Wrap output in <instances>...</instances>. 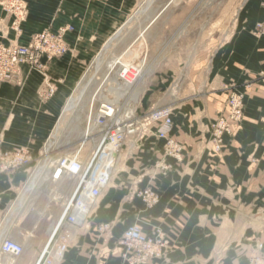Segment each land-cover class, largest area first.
Listing matches in <instances>:
<instances>
[{"label": "crops", "instance_id": "0c3cea01", "mask_svg": "<svg viewBox=\"0 0 264 264\" xmlns=\"http://www.w3.org/2000/svg\"><path fill=\"white\" fill-rule=\"evenodd\" d=\"M37 2L50 26L72 28L66 33L68 43L95 45L94 51L128 23L135 6L132 0ZM152 6L146 5L144 12ZM168 7H156L141 29L147 36L144 60L196 62L182 82L178 70L174 74L143 69L134 91L141 111L148 110L147 102L155 94L160 105L171 106V135L182 146L181 158L164 156V141L153 133L128 137L116 153L108 185L86 227L70 229L64 257L53 264H122L118 239L131 223L146 233L162 229L171 239L165 258L147 264H248L258 242L264 255V34L253 30L264 18V0H242L228 35L222 40L208 34L191 53L183 48L189 20L180 21L158 40L148 37L159 25L168 28L159 20ZM138 35L126 48L139 40ZM197 42L195 38L192 47ZM157 43L162 47L153 51ZM76 57L87 61L82 76L94 55ZM55 65L61 67L62 59L52 60L48 67ZM148 75L158 77L155 87ZM42 84L41 74L25 66L14 79L0 83V146L22 148L32 157L27 164L0 168V240L11 238L23 247L19 255L0 252V264H35L76 184L75 177L66 174L53 180L46 163L39 165L36 179L27 180L46 139L58 140L52 133L56 99L73 89L72 81L64 78L55 98L41 102ZM233 89L242 94L243 115L215 151L210 123L228 113L227 98ZM89 140L82 141L84 156L98 138ZM72 151L52 150L48 156L56 160ZM106 221L113 222L108 235L98 229Z\"/></svg>", "mask_w": 264, "mask_h": 264}, {"label": "built area", "instance_id": "2783aa9c", "mask_svg": "<svg viewBox=\"0 0 264 264\" xmlns=\"http://www.w3.org/2000/svg\"><path fill=\"white\" fill-rule=\"evenodd\" d=\"M256 27L264 30V21L256 23ZM65 28L54 33H45L35 37L28 45L7 47L0 51L4 62L0 68V82L11 81L17 74L18 66L26 63L36 65L39 53L51 58L66 51L63 35ZM124 61V60H123ZM117 63V80L127 83L130 88L137 82L141 74V66ZM116 66V65H115ZM133 82V83H132ZM132 83V84H131ZM57 90L55 84L46 83L41 94L44 98L51 97ZM135 101L129 97H112L100 103L92 117L87 120L85 137L98 138L94 149L82 157V142L77 150L66 153L59 158L51 159L48 149L43 148L38 162L30 172L27 180H34L40 174L39 165L47 164L51 168L53 180L66 174L75 177L76 184L61 209V213L44 244L35 264H53L64 257L67 250L69 231L74 228L86 227L89 217L96 205L97 199L107 187L111 169L118 150L131 135L143 138L153 133L164 141V156L181 158L182 146L171 135L173 121L172 108L169 105L160 106L152 111L136 113L125 108L135 106ZM228 113L217 115L210 123V139L215 151H219L225 134L231 133L232 123L239 122L243 115L242 94L233 89L227 98ZM95 129L94 133H92ZM32 160L31 154L22 149L5 150L0 146V168L12 169ZM145 193L150 196L151 192ZM113 227L112 221L101 222L98 229L107 235ZM170 237L159 228L146 233L137 223L126 227L118 244L121 247L122 264H147L153 259L165 258ZM263 244L258 242L249 254L248 264H264L261 253ZM23 250L20 243L11 238L0 240V252L5 255H19Z\"/></svg>", "mask_w": 264, "mask_h": 264}, {"label": "rangeland", "instance_id": "374dc122", "mask_svg": "<svg viewBox=\"0 0 264 264\" xmlns=\"http://www.w3.org/2000/svg\"><path fill=\"white\" fill-rule=\"evenodd\" d=\"M38 0H0V51L7 47H18L28 45L35 37H39L45 33H54L60 28H65L63 35L66 43V51L60 55L48 58L44 52L39 53L38 62L32 66L26 63L20 64L18 70L22 67H28L38 71L42 76V86L39 90L41 102H47L57 95L60 85L64 78L72 81L73 89L69 94L61 99H56V114L55 123L52 128V133H55L58 140L47 138L43 147L49 151H61L63 149L77 150L82 141L89 140L84 133L86 131L87 120L92 117L98 108L99 104L106 99L112 97L120 98L125 97L135 99V106L125 108L136 113L152 111L160 106V102L156 99L155 95H151L152 99L147 102L146 111L139 110V97L135 94L136 83L130 88L129 84H122L116 80L117 76V63L125 64L130 63L135 66H141L142 76L143 69L145 71L162 72L170 71L175 74L178 70L182 73L181 82L184 75L192 67L196 61L193 59H183L177 61L173 58L168 59H146L144 55L146 52V43L141 29L143 28L146 20L149 19L150 12L155 9L168 4L169 7L162 14L159 20L167 22L168 28H163L160 25L156 30H152L148 37L159 39L163 35H168L180 21L189 20L191 23L188 28L184 29L185 35L183 48L184 51L195 50L200 43H203L208 34H217L219 39H224L229 33L233 22L237 18L238 9L242 0H132L135 6L129 12L127 19L128 23L122 29L110 37L105 44L99 46L96 51L95 45H79L68 43L67 32L72 28L67 25H61L56 28L50 26L45 19L47 13L41 9ZM152 3L150 11L145 10V6ZM157 7V8H156ZM126 21V22H127ZM264 21V18L258 22ZM254 24L253 30L256 33L264 34V30L258 29ZM140 32V33H139ZM140 34V35H138ZM138 35V41L132 46L126 48L134 38ZM151 35V36H150ZM198 39L197 43L192 42ZM114 39V40H113ZM113 40V41H112ZM155 44V43H154ZM153 51H159L162 45H152ZM156 47V49H155ZM126 50L124 51V49ZM155 49V50H154ZM188 49V50H187ZM93 54L94 59L90 61L89 70L81 76L85 66L86 59H80L78 55ZM191 53V52H190ZM54 59H62L63 65L60 67H48L49 63ZM124 60V61H123ZM3 55L0 57V68L3 66ZM116 65V66H115ZM125 66H127L125 64ZM55 70L54 72L52 70ZM147 80L150 78L151 87H155L158 77L154 75L145 76ZM62 80V81H61ZM3 83V82H0ZM46 83H53L56 85V92L49 98H44L41 94L42 88ZM132 84V83H131ZM175 83H172V86ZM132 92V93H131ZM66 103V105H65ZM67 107L66 109H63ZM93 129L92 133H94ZM66 138L68 140H66ZM68 142L69 144L65 143ZM90 141V140H89ZM86 146H83L81 155L84 153ZM84 156V155H83Z\"/></svg>", "mask_w": 264, "mask_h": 264}, {"label": "bare ground", "instance_id": "6f19581e", "mask_svg": "<svg viewBox=\"0 0 264 264\" xmlns=\"http://www.w3.org/2000/svg\"><path fill=\"white\" fill-rule=\"evenodd\" d=\"M109 40H110V39H109ZM109 40H108V41H109ZM108 41H107V42H108ZM118 63H119V62H118ZM116 77H117V76H116ZM117 78H119V77H117ZM117 78H116V80H117ZM132 83H133V82H132ZM124 84H127V83H124ZM124 84H123V85H124ZM131 93H132V92H131ZM134 100H135V99H134ZM66 108H67V107H66Z\"/></svg>", "mask_w": 264, "mask_h": 264}]
</instances>
